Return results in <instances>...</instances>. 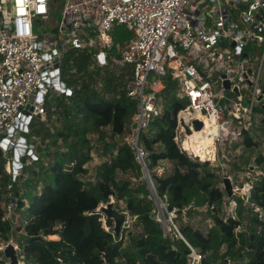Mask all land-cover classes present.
Wrapping results in <instances>:
<instances>
[{
    "label": "trees",
    "instance_id": "obj_1",
    "mask_svg": "<svg viewBox=\"0 0 264 264\" xmlns=\"http://www.w3.org/2000/svg\"><path fill=\"white\" fill-rule=\"evenodd\" d=\"M112 36L115 45H125L133 32L117 25ZM68 54L61 75L72 94H58L55 109L47 105L45 118L37 117L36 160L14 177L0 150V239L7 242L12 235L28 264H189L192 249L203 256L198 264H222L227 257L233 264H264V176L245 203L238 194L228 195L211 162L178 145L177 114L188 101L179 97L171 71L158 93L162 112L141 130L138 144L160 200L176 211L174 223L184 239L157 219L158 205L127 139L128 124L138 112V100L126 90L133 65L118 72L112 61L96 66L85 50L71 48ZM71 71L67 82L64 74ZM258 110H264V100ZM241 139L240 158H245L259 142L251 130H244ZM93 153L102 161L92 175L87 164ZM256 161L264 164V156L258 154ZM229 170L236 176L243 171L237 163ZM9 192L5 202L14 203L13 219L2 206V195ZM113 199L133 221L119 236L114 220L99 210ZM231 201L236 202L233 213ZM203 215L210 218L207 229L197 221ZM5 261L1 254L0 264Z\"/></svg>",
    "mask_w": 264,
    "mask_h": 264
},
{
    "label": "built area",
    "instance_id": "obj_2",
    "mask_svg": "<svg viewBox=\"0 0 264 264\" xmlns=\"http://www.w3.org/2000/svg\"><path fill=\"white\" fill-rule=\"evenodd\" d=\"M211 1L219 7L209 11L206 18L198 0H0V150L10 174L16 177V172L28 165L29 156L36 159V146L27 134L33 117L45 118L46 99L52 101L50 105L55 109L58 94H72L62 79L61 68L65 52L76 48L85 50L99 66L109 61L120 69L133 65L134 75L126 90L138 100V112L132 124L133 136L127 139L136 148L138 159L144 160L145 155L138 144L139 134L162 112L158 93L164 88L163 77L171 71L179 97L188 101L177 114L175 141L182 149L199 156L196 151L190 152L185 143L194 135L195 119L201 120L203 127L205 120H209L211 127L216 128L213 147L209 154L199 158H210L223 178H230L234 194L249 201L253 180L235 185L236 175L228 171L226 149L241 140L244 130H250L256 107L264 100H260L264 88L260 82L264 63V0ZM60 3L64 10L59 37L54 33L40 37L35 30L36 21H50L52 9ZM238 3L244 4L248 28H243L232 15L231 6ZM117 25L133 32L125 45L114 44L112 32ZM252 40L263 46L257 74L247 65ZM225 41H229L230 48L220 44ZM225 81L230 82L229 88ZM241 82L252 88L249 104L234 98L231 103H223L231 92L241 95ZM218 85L220 89L216 91ZM21 148L24 152H19L16 159L14 153ZM30 150L33 155H29ZM16 164L20 166L15 171ZM193 205L194 202L188 208ZM13 208L12 202L7 209L10 212ZM159 208L172 221L176 237L184 239L174 223L176 211H169L162 200ZM202 259L192 249L188 263L198 264ZM222 264L233 263L227 257Z\"/></svg>",
    "mask_w": 264,
    "mask_h": 264
},
{
    "label": "rangeland",
    "instance_id": "obj_3",
    "mask_svg": "<svg viewBox=\"0 0 264 264\" xmlns=\"http://www.w3.org/2000/svg\"><path fill=\"white\" fill-rule=\"evenodd\" d=\"M198 4L199 7L201 9V14L203 16H205L206 18L208 17L207 14L209 11L219 7V4L217 2H213L211 0H206V1H200L198 0ZM223 6H226V3L223 4ZM63 10H64V6L62 3L58 4L56 7H54L52 9V13H51V20L47 21V22H42V20L38 19L36 21L35 24V30L36 33H38L41 37V35L43 34H55L57 37H59V23L63 18ZM231 11H232V15L235 16V21L238 22L243 28H248L249 26L247 25V22L244 20V14L246 12V9L244 7L243 3H238L236 7H232L231 6ZM221 45H223L225 48H230V43L229 41H225V42H221ZM249 49V61L247 63L248 66L253 67L254 70V74H257L258 69L260 67L261 64V59H262V54H263V46L261 44H258L255 41H251L250 42V46L248 47ZM68 52H65V57L63 59L64 63H65V58L68 57ZM86 52V51H85ZM96 66H98L97 62H93ZM63 65V62H62ZM134 68V67H133ZM116 70H118V72H120V68H116ZM73 74L72 71L71 73H65L64 74V79L68 78L67 82L72 78ZM260 82L264 85V63H263V67H262V73H261V78H260ZM241 95H234L232 92L225 96V100L223 101V103H231V98H234V100L237 101H241L243 104H249V101L251 99V93H252V88L249 85H244L245 83L241 82ZM220 86L218 85L217 90L219 91ZM47 105H50L52 103V101H49L48 99H46ZM264 118V110L260 111L258 110V105L256 107L255 110V119H254V123L251 126L250 130L251 133L253 134L254 138L256 140H258L259 142V146L253 149H250L247 153V156L245 158H240V154L242 152V150L244 149V146L242 144V139L239 141H235L234 143L226 144V154L227 157H229V159L227 160V164H228V168H232V164L237 163L239 166H241L243 171H239L237 173L236 178L234 179V183L235 185H239V182H241L243 179L248 178V180L252 179L253 180V184H255L260 177L264 176V164H258L256 161L257 155L258 154H262L264 156V121L262 120ZM133 121L131 120V122L128 124V132H127V138L132 137L133 136ZM41 128V121L39 120V118L37 117H33L31 119L30 125H29V133L27 134V137L29 139L30 142H33L34 145L37 147L38 145H40V139L38 137V131ZM193 149L192 151H196L197 154L199 155H203L204 154H209L211 152V146L210 145L208 148L204 145L203 142L201 141H197L195 139H193ZM237 142V145H236ZM192 145V144H191ZM236 145V146H235ZM36 147L34 148V152L36 150V153L39 154V152L37 151ZM198 148V149H197ZM198 150V151H197ZM208 150V151H206ZM190 152L191 149L189 150ZM222 151V148L219 147V153ZM199 155V156H200ZM33 160H36L34 157L31 160L30 156L28 158V164H33ZM102 158L99 157L97 154L93 153V159L87 164V167L90 170V174H94L95 172V168L101 163ZM214 163V162H213ZM212 164V161H211ZM165 166H168L167 162H164ZM213 167L216 168L215 164ZM162 166V165H161ZM164 167V166H162ZM34 168L37 169V166H34ZM5 169L7 172V164L5 166ZM163 169V168H161ZM216 169H220V168H216ZM229 172H231V170H229ZM10 173V172H9ZM22 173V170H19L16 172V175L19 176ZM219 173L222 175V172L219 170ZM119 177H127V175H123L122 173H119ZM223 177V176H222ZM8 195L10 196V192L9 193H4L3 196V201H2V206L5 208L7 216L10 217L11 219L14 218L15 216V207L12 209V211H8L7 207L10 203L5 202L6 198L8 197ZM114 200V199H113ZM115 202V200H114ZM235 201H231L232 205L229 206V210L233 213L234 209L236 207V202L233 203ZM248 202V201H247ZM245 201V203H247ZM120 204L123 206L124 203L122 201H120ZM257 210H260L259 208H256ZM121 211V210H120ZM127 215V219L126 222L124 223L123 226L126 227H130L132 224V219L131 216L128 214L127 211H122ZM158 216L157 217H161L163 220L166 221V230L172 231L174 226L172 224V221L170 219H167L164 215H162V213H160L159 215V209H158ZM198 223L204 228L207 229L210 225V218H208L207 215H203L201 217H199V219L197 220ZM106 225V224H104ZM48 238L50 239H56L58 238V235H51L48 236ZM9 242H13L16 247H17V253L19 255V257L25 261L24 264H28L27 261L25 260L24 256L21 255L20 252V248H19V244L13 239L12 235L10 236V240L9 241H3L0 239V255L3 254V249L6 247V245ZM4 258V256H3ZM6 264H9V261L6 260L5 261Z\"/></svg>",
    "mask_w": 264,
    "mask_h": 264
},
{
    "label": "water",
    "instance_id": "obj_4",
    "mask_svg": "<svg viewBox=\"0 0 264 264\" xmlns=\"http://www.w3.org/2000/svg\"><path fill=\"white\" fill-rule=\"evenodd\" d=\"M225 86L227 88H229L230 87V82L225 81ZM235 91L238 93V88H235ZM263 97H264V88H263V93L260 96V100H262ZM193 126H194V128L196 130H200L203 127V122L201 120L195 119L193 121ZM22 140H23V145H25L26 138H23ZM19 152L23 153L24 152V148H21L20 151H18V150L15 151L14 154H15L16 159H18V157H19ZM29 155H33L32 150L29 151ZM139 160H140V162H141V164L143 166L144 174H145L146 179L148 180V183L150 185L152 194H153V196L155 198V201H156V203H157V205L159 207L160 198H159L156 186L154 184V181L152 179V176H151V174L149 172V169H148L145 161L143 159H139ZM200 160L201 161H209V162H211L210 158H205V159H200ZM19 166H20L19 164L15 165V167H16L15 171L17 170V167H19ZM223 184H224V188L227 191L228 195L230 197L233 196L234 195V188H233V183L230 180V178L229 177L223 178ZM99 210L102 211L106 215L107 219L114 220L115 225L113 227V231L116 233L117 236H119L120 233H121V230L123 228V225L126 222L127 215L124 212H122V211H120V210L115 208L114 200H111L107 204H102L100 206ZM159 212L162 213V215H165V212L162 209H160V208H159ZM162 223H163L164 226H166V222L165 221H163ZM3 256H4L5 260L9 261V264H24L25 263V261L22 260L19 257V255L17 253V247H16V245L13 242H9L6 245V247L3 249Z\"/></svg>",
    "mask_w": 264,
    "mask_h": 264
},
{
    "label": "bare ground",
    "instance_id": "obj_5",
    "mask_svg": "<svg viewBox=\"0 0 264 264\" xmlns=\"http://www.w3.org/2000/svg\"><path fill=\"white\" fill-rule=\"evenodd\" d=\"M206 124L205 126L200 129V130H195L193 133L194 135L192 136L193 139H195L198 143V141H201L204 143V145L208 148L210 145L211 146V149L213 147V135H215L216 133V128L214 127H211L212 125H210V121L209 120H205ZM186 146L189 147L192 151L193 147L191 145V140L187 141L186 143ZM198 149V148H197ZM206 155V154H204Z\"/></svg>",
    "mask_w": 264,
    "mask_h": 264
}]
</instances>
